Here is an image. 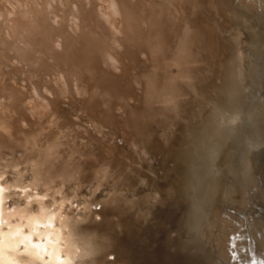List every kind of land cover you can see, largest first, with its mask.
Instances as JSON below:
<instances>
[{
  "label": "bare ground",
  "instance_id": "6f19581e",
  "mask_svg": "<svg viewBox=\"0 0 264 264\" xmlns=\"http://www.w3.org/2000/svg\"><path fill=\"white\" fill-rule=\"evenodd\" d=\"M263 17L264 0H0V213L22 215L4 226L0 264H46L47 225L65 215L66 231L98 183L104 206L80 229L87 264L154 249L160 264L191 263L216 229L228 246V151L264 128V103L241 109L264 90Z\"/></svg>",
  "mask_w": 264,
  "mask_h": 264
},
{
  "label": "rangeland",
  "instance_id": "374dc122",
  "mask_svg": "<svg viewBox=\"0 0 264 264\" xmlns=\"http://www.w3.org/2000/svg\"><path fill=\"white\" fill-rule=\"evenodd\" d=\"M245 38V47L249 50L252 43ZM255 87L250 116L255 101L264 103V90ZM255 126L253 137L239 144V156L245 157V160L239 157L240 168L236 166L238 161L231 159L223 170L225 187L218 199L223 216L229 222V245H222L226 243L222 235L226 231L220 229L213 231L217 237L213 235L215 238L203 241L205 246L215 250L219 264H260L264 260V128L261 123Z\"/></svg>",
  "mask_w": 264,
  "mask_h": 264
},
{
  "label": "water",
  "instance_id": "95a60500",
  "mask_svg": "<svg viewBox=\"0 0 264 264\" xmlns=\"http://www.w3.org/2000/svg\"><path fill=\"white\" fill-rule=\"evenodd\" d=\"M233 30H236L235 27H233ZM238 37L237 41L240 40L241 38H243L245 35L242 33L240 34H236ZM236 50L239 54V56H241V54L243 53V48H242V44L240 42L237 43L236 45ZM252 90L256 91L257 88L255 86L252 87ZM250 105L251 103L249 102L248 104H243L241 106L242 112L244 114H246L249 109H250ZM244 118V115H243ZM246 118V117H245ZM106 129H108L107 127H105ZM251 132H246V135H244L243 137L241 136V140L240 143H242L243 139H247V138H252L253 136H251ZM246 141V140H245ZM239 143V144H240ZM239 144H235L233 145L231 148H229L230 153L234 154L235 156H233V158L231 157V159H233V161H238V163L240 164L241 162L239 161V157L238 153L240 152V147ZM237 155V156H236ZM230 162V161H229ZM201 162H199L200 164ZM25 166L22 167V169ZM225 170V167H224ZM171 173L173 174L174 171L171 169ZM176 180L179 181L178 178L175 177ZM74 179H67L66 180V184L69 186L70 183H73ZM224 182V181H223ZM91 183H85V182H79L76 184V187L74 188L76 191L80 192L81 188H84V191H86L85 189L90 187ZM97 184V183H96ZM146 186V195H153V190L149 189V185L147 183H145ZM92 189L90 192H82V194H84V196L81 199V196L78 198L80 200H84L87 199L88 203L85 204L86 206V210L83 212H75V216L77 217V220L75 222H70L71 224L68 225V228L65 231V228L62 230V225L64 223V219H65V215L62 218L56 217L55 221H51L49 222V224L47 225V227L50 226V224H54L53 226L56 227V231L58 232L57 236L53 239H51V246H54L55 249L52 250L49 248L46 249V251H44L43 249V253H42V257L41 259L44 261V263L46 264H83L84 262L87 264V260L85 257V251H86V246L82 245V242L80 240L81 238V234H80V229L84 228V225L86 222L90 221V218H92L93 214H89L92 210L97 211L98 209H101L104 205V201H101V198L103 196V192L107 190V186L105 183H98L97 186L92 185ZM42 188V187H41ZM20 190L24 192H28L29 190H31L30 187H23ZM169 191V190H168ZM175 193L174 196L168 197L169 201L174 202V206L177 207L179 210L175 211L173 209L172 213L173 215L171 216L172 218V223L171 225H174L175 223H177V217H181V215L184 212V207L183 205H180V200L182 195L180 196V193L177 192V189H175V191H171L170 193ZM86 193V194H85ZM144 194V193H142ZM156 196H154L153 199H149V202H152L153 204H161V199L160 198H155ZM74 200H72V202H74L75 205L80 206V209H84L85 206L83 205V203L81 204L76 197L73 198ZM89 206V207H88ZM172 205H170L168 202L163 204V208L164 209H169L171 208ZM5 208L4 213H0V228H2L0 230V239L1 236H3V233L5 232V227L8 226L10 223H12L13 221H18V218L20 216H22L21 214H19V212H16L18 214H13V212L16 209L13 208L12 205H9ZM173 208V207H172ZM79 209V208H78ZM85 213L89 214L88 216H85ZM6 215H10L12 220H8L6 218ZM19 216V217H18ZM101 217L98 216V219H100ZM164 220V219H162ZM5 226V227H4ZM60 231L62 233V235L60 234ZM68 234H67V233ZM204 241V238H203ZM41 245H44L45 243H48V240L44 239L43 241L40 242ZM197 246V247H196ZM26 243L22 240L19 243V250L22 249L24 250V248H26ZM196 247V248H195ZM195 247H193V250L198 249V251L200 250V254L198 256H196V258L194 259V261H192L191 263H187L185 262V260H183V262L185 264H211L215 261V263L219 264V261L217 256H216V252L215 250L210 247V246H205L204 242H201L199 240H197V243L195 244ZM202 251V252H201ZM154 252H156V254L154 255L151 254L149 256L148 259L144 258L143 256H140V253H136L135 256H132L130 258V256H126L125 254L121 253V252H117V251H109L108 253H106L105 255H103L101 257L102 262L101 264H160L158 262H156L154 259L155 258H159V252L157 249H154ZM22 254V253H21ZM99 262H97L96 264H98ZM181 263V261H180ZM182 263V264H184ZM91 264V263H89ZM95 264V263H93Z\"/></svg>",
  "mask_w": 264,
  "mask_h": 264
},
{
  "label": "snow or ice",
  "instance_id": "6c2138e0",
  "mask_svg": "<svg viewBox=\"0 0 264 264\" xmlns=\"http://www.w3.org/2000/svg\"><path fill=\"white\" fill-rule=\"evenodd\" d=\"M260 264H264V260H261V261H260Z\"/></svg>",
  "mask_w": 264,
  "mask_h": 264
}]
</instances>
